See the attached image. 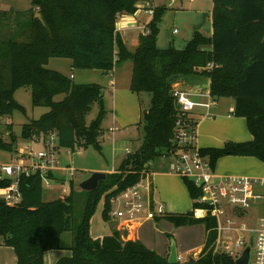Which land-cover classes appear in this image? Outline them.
Instances as JSON below:
<instances>
[{
    "label": "trees",
    "instance_id": "trees-1",
    "mask_svg": "<svg viewBox=\"0 0 264 264\" xmlns=\"http://www.w3.org/2000/svg\"><path fill=\"white\" fill-rule=\"evenodd\" d=\"M142 1L148 0H30V8L14 16L27 22L25 40H0V54L6 63L0 66V117L24 110L14 99L20 87L30 88L33 106L48 108L22 124L21 139L38 141L55 133L59 148L93 146L101 151L98 137L105 116L102 86L74 83L70 76L46 67L50 58H68L72 69L104 74L129 60V89L151 95L149 107L140 114L141 145L127 154L115 171L107 173L96 189H77L71 181L68 194L44 201L43 178L36 172L21 177L20 203L9 205L0 199V244L14 249L15 264H44V252L61 248L64 232L72 234L70 255L60 257L55 264H170L167 257L138 240L124 239L118 229L102 237L92 236L90 219L103 199L101 216L108 221L110 199L149 172L156 158L177 149L173 137L179 118L192 127L196 125L190 114L183 116L174 106L172 85L182 79L208 78L210 95L232 98V113L245 118L251 132L248 141L200 147L212 168L227 155L250 156L264 162V0H213L211 36L195 31L181 49L157 46L161 8H156L147 24L148 32L137 35V45L130 51L116 32V19L134 13ZM8 13L0 10V20ZM59 94L63 97L57 101L54 97ZM96 101L100 111L86 124L85 115ZM5 131L8 141L0 132V149L13 151L18 139L11 123L6 124ZM182 179L193 200L199 190L191 180ZM8 183L0 179V188ZM78 196L82 201L76 215ZM168 218L179 225L200 220L205 223L206 241L193 264H234L225 254L213 253L215 220L211 215L197 219L186 212Z\"/></svg>",
    "mask_w": 264,
    "mask_h": 264
},
{
    "label": "rangeland",
    "instance_id": "rangeland-1",
    "mask_svg": "<svg viewBox=\"0 0 264 264\" xmlns=\"http://www.w3.org/2000/svg\"><path fill=\"white\" fill-rule=\"evenodd\" d=\"M169 1L170 0H153V5H165L168 4ZM29 5V0H0V10L9 12L5 18L0 20V40H25L23 31L27 30V22L19 19L15 20L14 16L26 11ZM175 13L176 10L164 9L163 17L161 15V21L158 24V34L163 43L160 41V44H165L166 36H170L171 31L174 28L178 30V33L174 34L175 37L181 34L180 18L182 15H187L189 13ZM125 41L129 46V50L133 51L137 45V36L131 34L125 39ZM5 64V58L0 54V66ZM46 67L50 69L57 68L66 74L71 73L72 76H74L72 77L74 83H97L101 85L102 108L105 112V116L101 123L102 133L98 137L101 151H98L93 146H88L87 148L75 147L74 149L59 148L57 165L59 167L73 168L74 174L73 176H69L66 172L57 171L55 172V179L43 180V200L50 201L63 194H68L71 181L73 184L78 185L93 172L99 171L98 169H117L127 154L133 153L139 148L143 137L140 114L142 109L145 110L149 107L151 95L148 92L135 93L129 89L132 67V63L129 60L117 64L113 70L114 72L112 71L108 74L92 69H72L68 58H52ZM7 73L8 71L6 68L5 74L7 75ZM113 84L116 92L112 89ZM180 87L187 90L182 85H180ZM62 96V94L56 95L54 99L57 101L61 100ZM189 97L194 100V97L191 95H189ZM14 99L24 108V110H15L11 116L6 115L0 117V132L2 133L3 140L8 141V134L4 129L7 123H11L12 131L18 140L13 151L0 149V162L15 159V162L17 163L26 164L27 162H30V160L27 156L24 158L25 154L29 155L25 147L28 145L35 149H39L41 144H38L40 146L36 147L31 144V142L20 138L22 124L31 119L38 118L41 114L45 113L48 108L32 105L31 91L29 87L18 88L14 92ZM213 99L215 101L216 99H224L223 105L225 108L227 107V104L231 102L230 97H215ZM99 111L100 104L96 101L91 105L90 110L85 115L86 124H89L94 120ZM230 114L232 117L241 120L243 131L252 136L247 127L246 119L235 116L232 111H230ZM208 133L209 131L207 129H205V131L201 129L200 133L198 128L197 145L199 147H206L208 145L214 146L210 143L211 139ZM126 149L129 150V153L126 152ZM228 157L240 158L237 155L221 157V160L219 162L217 160L216 162L217 166L226 161L224 159H228ZM251 158L256 159L255 157ZM255 161L259 160L256 159ZM258 163L263 166L262 169L264 170V162L260 161ZM213 168H215V166ZM151 169L158 173H163L156 178H154V175L153 179H155L154 184L156 185L155 204L164 205L165 214L151 220L143 221L137 230L138 241L146 248L154 250L159 255H166L168 248L173 244L175 246L176 254L179 257V264H185L186 261L191 257L194 258L195 255L197 259V253L194 256H191V254L193 251L202 248L205 244V223L200 220L192 224L179 225L174 220L168 218V215L171 214H184L189 212L193 207V200L183 182L182 176L165 174L170 172L168 170V159L163 156L156 158L151 163ZM258 177L264 178V175L260 174ZM77 189L79 188L77 187ZM77 200L76 215H78L81 209L82 198L78 196ZM102 204L103 199L99 201L96 210L90 219V231L94 237H102L108 234L110 230V227L101 216ZM257 206L253 207V211L255 212V214H253L254 217L257 216ZM112 207L115 208L116 205H113ZM252 216L248 219L250 222L256 220L253 219ZM247 234L249 235L251 233ZM70 237L72 238L71 232L62 233L60 236V243L64 245L66 243L69 244V242H71ZM44 264H47L45 259Z\"/></svg>",
    "mask_w": 264,
    "mask_h": 264
},
{
    "label": "built area",
    "instance_id": "built-area-1",
    "mask_svg": "<svg viewBox=\"0 0 264 264\" xmlns=\"http://www.w3.org/2000/svg\"><path fill=\"white\" fill-rule=\"evenodd\" d=\"M144 12L152 16L154 9L146 8ZM146 30L144 33H147ZM175 101L180 104L182 115H189L197 105L206 109L215 104L214 99L207 94L205 103L192 100L190 93L181 88L179 83L172 85L171 91ZM40 143L41 148L26 146L30 162L17 163L15 159L0 162V179L9 183L0 188V199L9 205L20 203L22 192L21 177L39 173L43 180L52 173L57 165L59 151L57 136L49 134L45 139L30 141ZM173 142L177 149L168 156V170L193 182L199 190V195L193 199L196 206L192 207L191 216L203 219L209 215L215 220L212 230L215 231L213 253L225 254L235 261L244 247L250 243L251 253L249 264H264V195L256 188L264 187V178H254L242 175L219 176L210 165L209 159L201 155L197 145L196 125L190 126L179 118ZM129 153V150L126 149ZM65 172L73 176L74 169L65 167ZM148 172L142 174L133 185L122 190L110 199L112 218L118 221L119 228L129 232L143 221L165 214L164 205L155 204ZM263 201L261 213L253 225L248 222L245 213L257 201ZM116 205L115 208L112 206ZM154 207V208H153ZM251 233V234H247ZM247 235V236H245Z\"/></svg>",
    "mask_w": 264,
    "mask_h": 264
},
{
    "label": "crops",
    "instance_id": "crops-1",
    "mask_svg": "<svg viewBox=\"0 0 264 264\" xmlns=\"http://www.w3.org/2000/svg\"><path fill=\"white\" fill-rule=\"evenodd\" d=\"M30 2V0H29ZM177 2V3H176ZM153 0L148 1H142L137 3V10L132 14H121L116 19V32L121 36L122 40L124 41L125 45L129 49V46L127 45L125 39L131 35H138L140 33L145 34L144 32L147 30V24L151 21L152 16L147 15L144 10L146 8L151 7L152 9L161 8V15L163 17L164 15V9L166 10H176L177 12H188L187 15H182L180 20V27H181V34L177 37L174 36L175 33H178V30L174 28L171 31L170 36H166L165 44H160V36L158 34L157 38V46L159 48H166L169 45H173L177 49H181L186 45V43L190 40L193 33L195 31H199L202 34L206 36H211L212 34V24H211V12L213 7V0L207 1V0H170L168 4L156 6L153 5ZM31 5L28 6V8ZM153 6V7H152ZM27 8V9H28ZM175 13V14H176ZM175 18V17H174ZM184 18V19H183ZM161 21V17L159 22ZM158 22V24H159ZM159 30V25H158ZM163 43V42H162ZM131 51V50H130ZM52 59V58H50ZM49 59V61H50ZM70 60V59H69ZM48 61V64H49ZM71 64V60H70ZM115 69V67H114ZM57 70L67 76H70L71 78L74 77L72 74H66L65 72ZM114 72V71H113ZM209 82L210 80L206 77H200V76H190L188 78L182 79L180 81V85H182L184 88H186L190 95L194 97V101L197 103H205L208 100L207 94L209 93ZM114 84L112 85V87ZM114 92H116L115 88H112ZM63 97V96H62ZM213 98V97H212ZM215 101V100H214ZM224 99H216L215 104L210 106L209 108H205L204 106L197 105L193 111L190 113V118L195 122L196 124V133H197V141H198V128L201 133V129L205 131L207 129L209 131L208 135L211 139L212 145L214 146H206V147H219L222 146L226 141H248L252 139V136L248 135L243 131L242 129V121L234 118L231 116L230 111H233L234 108V102L231 98V102L227 104V107L225 108L224 105ZM227 113V114H225ZM201 122V123H200ZM6 127V126H5ZM5 130V129H4ZM30 142V141H29ZM34 146L38 147L40 143L32 142ZM199 147V146H198ZM41 148V146H40ZM200 148V147H199ZM240 158H233L228 157V159H224V161L221 165L217 164L215 165V168H213V171L219 176H226V175H242V176H249L254 178H259L260 174L264 175V170L262 169L263 166L258 163L259 161H255L256 159H253L248 156H239ZM221 160V158L218 159V162ZM258 160V159H257ZM228 164V165H227ZM217 166V168H216ZM65 167H59L56 165V168L52 173L51 178L48 179H55L56 175L55 172H65ZM73 169V168H72ZM215 169V170H214ZM99 171L102 170V172L105 173H111L115 171V169L111 170H104V169H98ZM160 174L157 171L151 169L148 172V178L147 180L150 182L151 189H152V195L155 199V191H156V185L154 184L153 176L154 178L158 177ZM166 175H174L175 173H165ZM164 174V175H165ZM177 175V174H175ZM62 176V175H61ZM178 176V175H177ZM58 177V176H57ZM78 187V186H77ZM79 188V187H78ZM80 189V188H79ZM264 188L258 187L256 188L257 192L264 195ZM43 198V196H42ZM263 201H257L252 205V207L247 210L245 213V217L249 219L255 212L253 211V207L257 206V216H252L253 219H256L255 221H249L251 224H255L257 222V217L261 213ZM192 210V209H191ZM191 210L189 212H191ZM251 212V213H250ZM250 213V214H249ZM156 218V217H155ZM252 219V220H253ZM151 220V219H148ZM147 221V220H145ZM107 225L111 229H118L123 234V238L126 240H138L137 239V230L139 228V225L135 227V229L130 230L129 232H126L125 230H121L118 225V221L114 218H110L108 221H106ZM109 230V232H110ZM206 230V228H205ZM206 235H207V231ZM71 240V237H70ZM206 241V239H205ZM70 243L61 244V248L59 249H51L44 252V259L47 264H55L56 261L63 256L70 255V250L68 247L70 246ZM202 248L197 249L192 252L191 256H194L196 253L197 255L201 251ZM169 254V248L166 255H160L163 257H168ZM196 260V255L194 257ZM16 262V254L14 252V249L11 246L0 244V264H15Z\"/></svg>",
    "mask_w": 264,
    "mask_h": 264
},
{
    "label": "water",
    "instance_id": "water-1",
    "mask_svg": "<svg viewBox=\"0 0 264 264\" xmlns=\"http://www.w3.org/2000/svg\"><path fill=\"white\" fill-rule=\"evenodd\" d=\"M174 106L176 109H180L181 107L180 104L176 101L174 102ZM106 174L107 173L102 172V171L93 172L88 178L81 181L78 184V187L81 190L92 191L97 188L98 183L101 180H104L106 178ZM250 253H251V245L250 243H248L242 250L241 255L235 259L234 264H249ZM167 261L170 264L179 263V257L176 254L175 246L173 244L169 248V254L167 257ZM194 261L195 259L191 257L188 261L185 262V264H193Z\"/></svg>",
    "mask_w": 264,
    "mask_h": 264
}]
</instances>
